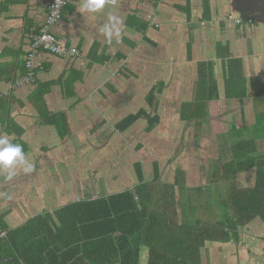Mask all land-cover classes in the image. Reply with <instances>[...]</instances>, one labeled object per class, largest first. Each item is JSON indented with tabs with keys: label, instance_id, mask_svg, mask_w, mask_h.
<instances>
[{
	"label": "crops",
	"instance_id": "1",
	"mask_svg": "<svg viewBox=\"0 0 264 264\" xmlns=\"http://www.w3.org/2000/svg\"><path fill=\"white\" fill-rule=\"evenodd\" d=\"M51 2L0 0V136L22 144L33 166L10 179L0 171L4 224L140 182L160 193L161 212L184 205L180 224L218 222L207 200L254 187L264 161V0H108L97 13L69 0L51 31L79 56L42 52L35 82L13 87ZM110 15L122 21L118 38L104 34ZM246 149L257 165L226 177ZM223 226L229 239L206 240L200 264H264L260 215Z\"/></svg>",
	"mask_w": 264,
	"mask_h": 264
},
{
	"label": "trees",
	"instance_id": "2",
	"mask_svg": "<svg viewBox=\"0 0 264 264\" xmlns=\"http://www.w3.org/2000/svg\"><path fill=\"white\" fill-rule=\"evenodd\" d=\"M42 52L53 54L45 50L39 54ZM40 67L41 63L36 79ZM142 115L129 116L119 124L120 128L129 126ZM148 118L153 126L156 118ZM257 123L263 125L264 115L257 118ZM62 134H65L64 130ZM244 152L246 156H239L227 164L226 177L234 178L240 171L257 165L249 154L250 149ZM257 167L254 187L236 188L233 193V184L232 196L219 197L213 202L210 201L212 197L207 200L209 208L213 204V208H219L221 212L216 223L197 221L196 224L183 220L180 224V207L183 216H187L184 205L178 204L169 214L161 212L155 198L160 201V193L155 195L143 182L136 189L95 199H78L54 213L38 214L14 229H9L0 218V232L5 233L0 238V264H200V247L206 240L229 239L230 231L225 229L223 222L229 221L236 228L256 215L264 221V212L255 211L264 199V161ZM215 194L213 191L212 195ZM170 204L176 206L177 202L172 198ZM229 207L234 209L233 212L228 210ZM144 255L148 256L146 261Z\"/></svg>",
	"mask_w": 264,
	"mask_h": 264
},
{
	"label": "built area",
	"instance_id": "3",
	"mask_svg": "<svg viewBox=\"0 0 264 264\" xmlns=\"http://www.w3.org/2000/svg\"><path fill=\"white\" fill-rule=\"evenodd\" d=\"M68 1L52 0L50 12L44 25L39 32L29 34L30 50L25 59L26 72L15 78L13 87L35 82L37 67L40 66V63L36 62V57L43 50L62 58L74 57L80 54L77 48L66 46L50 31V28L63 17V11ZM4 235V232H0V238Z\"/></svg>",
	"mask_w": 264,
	"mask_h": 264
},
{
	"label": "clouds",
	"instance_id": "4",
	"mask_svg": "<svg viewBox=\"0 0 264 264\" xmlns=\"http://www.w3.org/2000/svg\"><path fill=\"white\" fill-rule=\"evenodd\" d=\"M108 0H82L81 6L77 9L84 13H97L102 11ZM122 21L115 15L109 16V23L104 26V34L111 38L115 35L117 38L121 35ZM32 164L29 162L23 145L13 143L8 137L0 136V171L8 173L7 178L15 175L17 169H22L25 173L32 171Z\"/></svg>",
	"mask_w": 264,
	"mask_h": 264
},
{
	"label": "rangeland",
	"instance_id": "5",
	"mask_svg": "<svg viewBox=\"0 0 264 264\" xmlns=\"http://www.w3.org/2000/svg\"><path fill=\"white\" fill-rule=\"evenodd\" d=\"M136 156H138V154H136Z\"/></svg>",
	"mask_w": 264,
	"mask_h": 264
}]
</instances>
